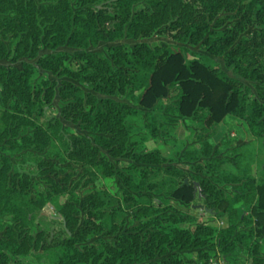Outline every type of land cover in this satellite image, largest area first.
I'll list each match as a JSON object with an SVG mask.
<instances>
[{
  "label": "trees",
  "instance_id": "obj_1",
  "mask_svg": "<svg viewBox=\"0 0 264 264\" xmlns=\"http://www.w3.org/2000/svg\"><path fill=\"white\" fill-rule=\"evenodd\" d=\"M221 12L233 13L237 20L225 26ZM159 30L222 56L236 76L214 67L208 56L189 57L165 44L152 47L137 41L131 48L110 45L105 53L87 50L99 42L137 40ZM63 46L79 51H56ZM42 48L49 52L37 58V65L60 83L38 77L36 65L22 60L36 58ZM11 55L21 67L0 65V264H186L183 252L195 249L198 259L206 261L207 247L232 255L236 264L240 251L257 252V240L252 239L264 243V179L231 177L233 196L206 175L186 180V171L164 165L158 151L138 150L127 124L128 117L145 113L155 129L153 109L172 88L178 116L195 118L203 112L210 125L230 114L263 138L264 0H0V58ZM71 58L80 64L72 68ZM243 80L254 86L257 96ZM56 93L61 116L87 134L67 129L57 116H46ZM115 94H126L135 106L115 99ZM61 141L63 146H58ZM218 148L206 141L200 154L209 159ZM17 153L32 156L45 189L27 174L13 171L10 156ZM183 154L196 159L192 151ZM120 157L132 161L127 166L132 174L114 166L111 159ZM59 163L82 168L70 189L67 178L56 180ZM160 174L170 177L165 188L164 181L153 180ZM114 175L124 182L122 195L134 213L125 226L124 217L117 222L121 206H114L104 189L89 191L81 199L74 196L81 179L86 178L87 185L98 176ZM195 181L205 205L227 217L224 226L185 227L182 223L191 217L166 201L153 202V195L163 190L190 203ZM234 202L247 205L249 216H239ZM47 203L61 217L52 220L59 224L57 232L35 222ZM239 224L248 225V230H237ZM105 229L113 241L87 243ZM250 260L264 264V256L253 254Z\"/></svg>",
  "mask_w": 264,
  "mask_h": 264
},
{
  "label": "rangeland",
  "instance_id": "obj_2",
  "mask_svg": "<svg viewBox=\"0 0 264 264\" xmlns=\"http://www.w3.org/2000/svg\"><path fill=\"white\" fill-rule=\"evenodd\" d=\"M232 14L233 13L229 14L227 12L220 13V16L226 20L225 26H232V24L237 20L232 17ZM137 41H144L152 47L155 45L165 44L174 51L185 52L189 57H200L204 59L205 56H208L210 63L214 67L223 70L228 76H236L231 70L224 66L222 56L217 57L209 54L200 43L191 45L188 43L178 42L172 39L167 32H162L160 30L155 31L149 37L138 38L137 40L124 37L115 41L99 42L97 46L89 47L87 50L105 53L106 48L110 45H122L127 48H131ZM58 50H66L71 55H73L74 52L79 51L78 49H73L67 46L58 48L56 51ZM48 52L49 50L42 48L36 58L25 57L22 60L36 65L38 68V77L48 78L49 80H55L57 83H60V78L56 77L51 72L43 70L36 63L38 57H42ZM68 64L72 68H75L78 64H80V62L71 58L68 61ZM0 65H4L6 67H21L20 61L12 60V55L8 58H0ZM243 82L250 86L251 95L257 96L254 86L248 81L243 80ZM74 83L83 87L84 90H88L85 83L79 80H75ZM175 92L176 91L174 89L170 88L168 95L159 99L156 103L153 109V112L157 117V125L155 129H152V121H150V118H148L145 113H138L128 117L127 124L129 125V129L131 131L130 138L131 141L135 142V146L138 150L143 152L158 151L161 156L165 158L164 165L172 164L173 166L186 171L188 174L186 180H192L193 176L197 173L199 175H206L229 196H233L235 193L233 183L229 181L231 177H236L241 180L248 177L256 180L264 179V137L260 138L254 135L242 119L234 117L230 114L227 115L224 120L210 125L205 124L203 112L195 118H183L178 116L174 112ZM113 97L115 99L131 103L135 106L133 99L126 94H115ZM262 102L264 103V101ZM60 106L61 101L56 93L53 101L45 108L46 116H57L61 119L63 125L67 129L87 134L85 131L81 130L77 124H73L61 116ZM206 141L217 144L219 147L218 154L209 159L200 154V148ZM63 144V141L59 143L57 142L58 146H63ZM184 150L194 152L196 159H186L183 154ZM0 154H2V151H0ZM10 158L13 164L14 172H18L19 174L25 173L31 178V180L36 181L39 189L46 188V184L39 175V171L32 156L17 153L11 155ZM51 159L59 162L56 158ZM111 161L114 166L123 173L127 175L132 174L127 167L128 164L132 162L130 159L120 157L118 159H111ZM206 162H209V165H206ZM59 165V173L56 180H59L60 178H67V188H72L74 182L78 180L82 172V168L79 165L67 163H59ZM135 165L140 167L138 163ZM197 166L198 169L196 168ZM85 180L86 178L81 179L78 188L74 189V196L77 199H81L89 191L104 189L113 200L114 206H121V212H119V215L117 216V222H120L124 217L125 226L128 224L130 219L134 218V213L127 207V202L124 200L122 195V187L125 185L118 175L110 177L98 176L92 183H88L87 185L84 184ZM153 180L161 182L164 181L162 184L163 188L165 184V186H167V183L170 182V177L165 174H160L157 177H154ZM196 186L197 182L195 181V197L190 203H184L181 200L169 197L163 190H161L158 194L153 195V202L155 204H159L161 201H166V203L172 206L175 211L191 217L192 221L182 223L185 227H190L196 223L209 224L215 227L224 226L226 224L227 217L220 214L218 210L205 205ZM66 199L67 197H63L61 200L65 201ZM233 207L239 208V216H249V208L247 205H241V202H234ZM3 218L8 219L9 217L4 215ZM52 220H61V217L57 215L52 204L47 203L39 211L35 222L39 227L49 225L50 230L54 232L59 231V224L52 222ZM137 223L138 221L134 220V224ZM248 227V225L244 226L239 224L237 226V230L246 232ZM106 230L107 229L103 230L98 235L88 238L87 243L97 244L101 240L113 241V236L107 235ZM252 240H254V242L257 240V252L255 253L253 249L250 251H240L237 255L235 254L237 261L236 264H252L250 258L253 254H256L257 256H264L263 241L256 237ZM206 250V261L205 258L198 259V253L195 249L183 252L188 259L186 264H208L210 258L214 261L213 264H220L217 259H220L221 264H235L232 262V255L230 254L226 255L215 247H207ZM135 264L142 263L136 262Z\"/></svg>",
  "mask_w": 264,
  "mask_h": 264
},
{
  "label": "built area",
  "instance_id": "obj_3",
  "mask_svg": "<svg viewBox=\"0 0 264 264\" xmlns=\"http://www.w3.org/2000/svg\"><path fill=\"white\" fill-rule=\"evenodd\" d=\"M217 261H218V263H220V264H221V261H220V259H217ZM213 262H214V261H212V259L210 258V259H209V261H208V264H213Z\"/></svg>",
  "mask_w": 264,
  "mask_h": 264
}]
</instances>
